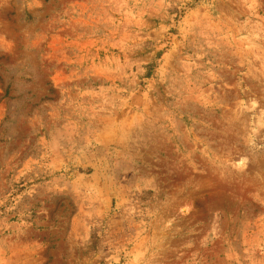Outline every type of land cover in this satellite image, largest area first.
I'll list each match as a JSON object with an SVG mask.
<instances>
[{
	"label": "rangeland",
	"instance_id": "374dc122",
	"mask_svg": "<svg viewBox=\"0 0 264 264\" xmlns=\"http://www.w3.org/2000/svg\"><path fill=\"white\" fill-rule=\"evenodd\" d=\"M0 264H264V0H0Z\"/></svg>",
	"mask_w": 264,
	"mask_h": 264
}]
</instances>
